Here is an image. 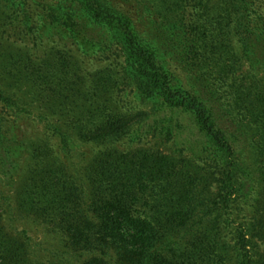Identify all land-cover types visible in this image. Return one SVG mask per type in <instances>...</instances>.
<instances>
[{"label": "trees", "instance_id": "1", "mask_svg": "<svg viewBox=\"0 0 264 264\" xmlns=\"http://www.w3.org/2000/svg\"><path fill=\"white\" fill-rule=\"evenodd\" d=\"M33 1L0 0V264H44L20 220L82 264H264V0ZM173 109L196 167L131 147Z\"/></svg>", "mask_w": 264, "mask_h": 264}, {"label": "rangeland", "instance_id": "2", "mask_svg": "<svg viewBox=\"0 0 264 264\" xmlns=\"http://www.w3.org/2000/svg\"><path fill=\"white\" fill-rule=\"evenodd\" d=\"M25 1L27 3V8L25 9L28 15L35 20V16L40 13V9L34 6L35 2L33 0ZM19 3V1L15 2V4ZM10 14L11 12H7L8 18ZM7 24H9V21L6 25ZM14 37H19V35L16 33ZM100 66V63L90 60L83 68H86V70L92 73ZM253 75L258 79L261 77L260 73L251 72L247 65L244 64L240 76L251 78L254 77ZM181 77L183 80H186L184 75ZM129 107H133V105ZM144 131H146L149 136L145 137L138 145H132L131 147H133V149L140 147L147 148L150 146L170 157L184 161V163L190 167L197 166V146L202 144L204 138L189 113L182 112L179 109L165 110L149 120L144 126ZM160 132L163 133L162 139L158 138ZM167 132H169L168 140L165 141L164 137L167 135ZM153 134H155L154 136L156 137H153ZM126 146L127 145H125V147ZM247 163L251 165L250 158L247 160ZM211 173H214V169L211 170ZM256 190L258 192L257 186ZM249 205L247 211L252 210L251 204ZM240 218L241 220H247L250 218V214L247 213L246 217L241 214ZM4 224V231L10 236H16V234H19L22 230L26 231V237H28L35 246L38 257L44 264H82L86 259L85 257H74V255L70 253L65 254L64 252H67L68 249L64 240L58 235H48L45 232L44 225L27 220H20L14 223L4 222Z\"/></svg>", "mask_w": 264, "mask_h": 264}]
</instances>
